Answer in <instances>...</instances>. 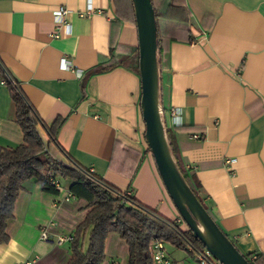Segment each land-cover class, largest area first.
<instances>
[{
  "label": "crops",
  "instance_id": "1",
  "mask_svg": "<svg viewBox=\"0 0 264 264\" xmlns=\"http://www.w3.org/2000/svg\"><path fill=\"white\" fill-rule=\"evenodd\" d=\"M166 2L152 0L158 12ZM176 2L186 10L169 11L173 26L162 18L159 54L168 143L219 228L250 264H264V0ZM120 3L0 0V147L22 139L10 79L45 123L62 119L57 140L77 162L177 220L147 149L139 55L132 51L137 28ZM89 4L90 16L77 15ZM59 6L70 10L66 26L52 15ZM186 16L187 24L177 20ZM96 65L107 69L87 74ZM47 148L61 157L53 144ZM225 157L235 162L224 165ZM58 181L55 193L42 191L34 177L22 181L0 264H67L68 237L90 207L70 194L72 180ZM103 248L100 264L128 263V247L116 232L107 233Z\"/></svg>",
  "mask_w": 264,
  "mask_h": 264
},
{
  "label": "trees",
  "instance_id": "2",
  "mask_svg": "<svg viewBox=\"0 0 264 264\" xmlns=\"http://www.w3.org/2000/svg\"><path fill=\"white\" fill-rule=\"evenodd\" d=\"M119 1L128 18L135 24L132 1ZM151 4L155 14L157 54L159 55L162 42V18L168 17L166 24L173 26L178 23L169 11L186 9L184 4L176 0H168L164 11L161 12L157 11L152 2ZM177 20L187 24L189 19L186 16V18L178 17ZM132 51L138 55L137 46H134ZM104 68L107 69L105 66L96 65L90 68L87 74H94ZM6 84L14 109L13 120L22 129V139L15 147H0V242L3 243L8 239L6 226L13 216L14 201L23 180L34 177L40 183L42 191L55 193L57 187L51 180L68 178L73 181L69 188L70 194L82 197L90 208L69 238L70 255L67 264H100L104 257V239L108 232H116L125 240L128 247L127 264H151L150 244L155 239L176 245L189 254H197L203 249L205 245L199 238L193 237V232L183 218L180 221L165 218L157 209L139 203L128 192L109 184L95 170L77 162L57 140V129L62 119L56 117L53 122L45 123L24 99L17 82L7 79ZM39 129L43 131L46 139L43 138ZM48 144H53L58 149L62 154L60 158H54L47 148ZM147 149L151 152L148 147ZM174 152L173 150L172 154L178 169L193 193L203 203L197 192L199 190L196 182L179 162ZM203 206L212 216L205 203ZM243 255L248 259L246 254Z\"/></svg>",
  "mask_w": 264,
  "mask_h": 264
},
{
  "label": "water",
  "instance_id": "3",
  "mask_svg": "<svg viewBox=\"0 0 264 264\" xmlns=\"http://www.w3.org/2000/svg\"><path fill=\"white\" fill-rule=\"evenodd\" d=\"M137 28L138 69L140 80L139 106L145 123L144 137L164 189L167 191L178 214L199 238L207 250L221 264H250L208 214L193 190L189 187L172 154L162 121L159 96V55L153 7L151 0H131Z\"/></svg>",
  "mask_w": 264,
  "mask_h": 264
},
{
  "label": "built area",
  "instance_id": "4",
  "mask_svg": "<svg viewBox=\"0 0 264 264\" xmlns=\"http://www.w3.org/2000/svg\"><path fill=\"white\" fill-rule=\"evenodd\" d=\"M93 9L90 7L89 5H86V7L81 10L78 11L77 15L79 16H90L92 14ZM70 10L66 7H62L59 6L55 9L52 10V15L55 18V21L57 23H62L64 26L68 25L67 21H66V16L69 14ZM54 35H57V33H54ZM64 65V64H63ZM3 82V81H1ZM176 110L172 109L171 113L172 115L176 118ZM193 137H199V135L197 134H193ZM224 161V165H227L229 163H234L235 162V158L231 159V157L227 158L225 157L223 159ZM52 182H54L55 187H58V182L56 180H51ZM180 219H177V221H180ZM70 238V237H68ZM61 240V238L59 239V241ZM151 248H150V253H151V264H175L174 260L169 257L165 251L166 245H164V241L161 239H155L153 241H151L150 244ZM255 255H252V258H255ZM197 260L196 262H198V264H221V262H219L215 257L212 256V254L207 250L206 247H203V249L199 252H197L196 257Z\"/></svg>",
  "mask_w": 264,
  "mask_h": 264
},
{
  "label": "rangeland",
  "instance_id": "5",
  "mask_svg": "<svg viewBox=\"0 0 264 264\" xmlns=\"http://www.w3.org/2000/svg\"><path fill=\"white\" fill-rule=\"evenodd\" d=\"M164 245H166L165 251L167 255L174 258L176 264H198V262H196L197 259L195 258L196 253L189 254L184 249L181 250L178 246L165 241Z\"/></svg>",
  "mask_w": 264,
  "mask_h": 264
}]
</instances>
